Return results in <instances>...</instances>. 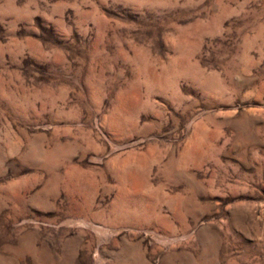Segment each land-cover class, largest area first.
Wrapping results in <instances>:
<instances>
[{
	"label": "rangeland",
	"instance_id": "rangeland-1",
	"mask_svg": "<svg viewBox=\"0 0 264 264\" xmlns=\"http://www.w3.org/2000/svg\"><path fill=\"white\" fill-rule=\"evenodd\" d=\"M0 264H264V0H0Z\"/></svg>",
	"mask_w": 264,
	"mask_h": 264
}]
</instances>
